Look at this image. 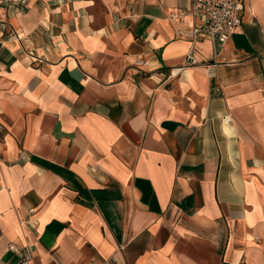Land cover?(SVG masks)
<instances>
[{
    "label": "crops",
    "instance_id": "1",
    "mask_svg": "<svg viewBox=\"0 0 264 264\" xmlns=\"http://www.w3.org/2000/svg\"><path fill=\"white\" fill-rule=\"evenodd\" d=\"M242 4L223 46L178 34L192 0L0 9V264H264V0Z\"/></svg>",
    "mask_w": 264,
    "mask_h": 264
},
{
    "label": "built area",
    "instance_id": "2",
    "mask_svg": "<svg viewBox=\"0 0 264 264\" xmlns=\"http://www.w3.org/2000/svg\"><path fill=\"white\" fill-rule=\"evenodd\" d=\"M14 3L27 6L28 0H0V9ZM242 9V0H192L189 13L196 21V25L190 32L179 29L178 34L194 39L205 37L211 41H217L223 46L241 26ZM184 14L185 12L174 14L171 18L178 20ZM187 60L195 64L194 59L190 55L187 56ZM19 255L21 264H37L32 248H23Z\"/></svg>",
    "mask_w": 264,
    "mask_h": 264
}]
</instances>
